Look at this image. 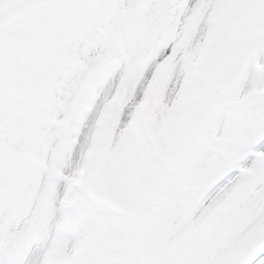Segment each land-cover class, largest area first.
<instances>
[{"label": "snow or ice", "instance_id": "1", "mask_svg": "<svg viewBox=\"0 0 264 264\" xmlns=\"http://www.w3.org/2000/svg\"><path fill=\"white\" fill-rule=\"evenodd\" d=\"M0 264H264V0H0Z\"/></svg>", "mask_w": 264, "mask_h": 264}]
</instances>
